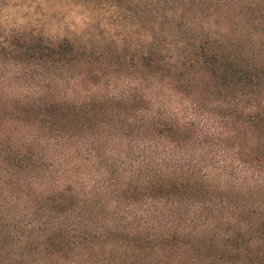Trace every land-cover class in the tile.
Returning a JSON list of instances; mask_svg holds the SVG:
<instances>
[{"label": "trees", "instance_id": "trees-1", "mask_svg": "<svg viewBox=\"0 0 264 264\" xmlns=\"http://www.w3.org/2000/svg\"><path fill=\"white\" fill-rule=\"evenodd\" d=\"M111 2L138 52L0 29V264H264V0Z\"/></svg>", "mask_w": 264, "mask_h": 264}, {"label": "rangeland", "instance_id": "rangeland-1", "mask_svg": "<svg viewBox=\"0 0 264 264\" xmlns=\"http://www.w3.org/2000/svg\"><path fill=\"white\" fill-rule=\"evenodd\" d=\"M140 14L111 0H0V29L30 28L49 37L125 43L134 53L144 45ZM220 22L225 29L232 27L224 18ZM209 25L216 29L215 19Z\"/></svg>", "mask_w": 264, "mask_h": 264}]
</instances>
